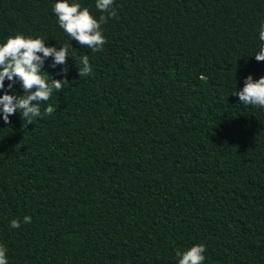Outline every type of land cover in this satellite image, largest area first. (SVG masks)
I'll list each match as a JSON object with an SVG mask.
<instances>
[{
    "label": "trees",
    "instance_id": "trees-1",
    "mask_svg": "<svg viewBox=\"0 0 264 264\" xmlns=\"http://www.w3.org/2000/svg\"><path fill=\"white\" fill-rule=\"evenodd\" d=\"M53 2L0 0V41L23 33L67 44ZM114 7L102 51L73 39L65 65L46 58L53 79L68 68L41 106L51 115L0 118L9 264H177V251L198 243L204 264H264V109L231 94L249 74L264 76L252 55L264 0ZM84 55L92 72L79 77ZM25 215L31 223L10 228Z\"/></svg>",
    "mask_w": 264,
    "mask_h": 264
},
{
    "label": "clouds",
    "instance_id": "clouds-1",
    "mask_svg": "<svg viewBox=\"0 0 264 264\" xmlns=\"http://www.w3.org/2000/svg\"><path fill=\"white\" fill-rule=\"evenodd\" d=\"M114 4L115 0H95V8L107 14L98 18L80 0H54L52 12L57 18L59 28L70 37V41L74 39L82 47L96 53L102 51L106 43L102 25L117 14ZM258 39L261 44L252 55L257 61H264V23L260 25ZM47 41L46 37H33L23 33L0 41V118L5 123L16 113H19L26 124H30L36 118L51 115L55 111L51 104H47L42 112L41 106L49 101L54 90L59 91L68 82L63 78L68 68H60L59 75L62 78L53 79L44 70L45 60L52 57L50 67L56 68L57 65H65L66 57L75 56L70 52V41L67 44L56 41L59 47L46 46ZM79 65V77L91 74L92 67L87 55L79 57ZM17 82L23 89L22 95L15 90ZM231 94L237 96L238 101L245 106L264 109V76L253 79L249 74L244 79L243 87L239 91L234 88ZM21 223H31V216L25 215L22 221L12 219L9 226L19 229ZM205 252V244H193L183 251H177V264H204ZM0 264H9L7 249L3 245H0Z\"/></svg>",
    "mask_w": 264,
    "mask_h": 264
}]
</instances>
